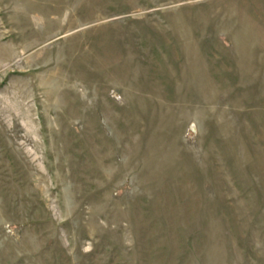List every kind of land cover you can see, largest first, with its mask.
Returning <instances> with one entry per match:
<instances>
[{"label":"rangeland","instance_id":"obj_1","mask_svg":"<svg viewBox=\"0 0 264 264\" xmlns=\"http://www.w3.org/2000/svg\"><path fill=\"white\" fill-rule=\"evenodd\" d=\"M0 264H264V0H0Z\"/></svg>","mask_w":264,"mask_h":264}]
</instances>
